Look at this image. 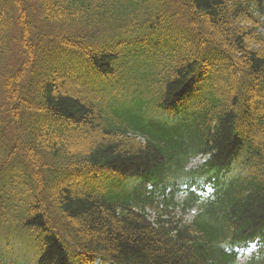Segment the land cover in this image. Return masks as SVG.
<instances>
[{"label": "trees", "instance_id": "obj_1", "mask_svg": "<svg viewBox=\"0 0 264 264\" xmlns=\"http://www.w3.org/2000/svg\"><path fill=\"white\" fill-rule=\"evenodd\" d=\"M0 264H264V0H0Z\"/></svg>", "mask_w": 264, "mask_h": 264}, {"label": "rangeland", "instance_id": "obj_2", "mask_svg": "<svg viewBox=\"0 0 264 264\" xmlns=\"http://www.w3.org/2000/svg\"><path fill=\"white\" fill-rule=\"evenodd\" d=\"M201 161H202V158H201V157L192 158V159L190 160V162L188 163V167H194V166H196L198 163H200ZM178 198H181V196L179 195ZM194 212H195V210L192 211V213H190V214L188 215V217L192 216V215L194 214ZM249 251H250V250H249ZM247 253H248V252H246L245 255H244L243 257H241V260H244V259L246 258Z\"/></svg>", "mask_w": 264, "mask_h": 264}]
</instances>
